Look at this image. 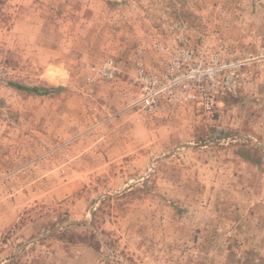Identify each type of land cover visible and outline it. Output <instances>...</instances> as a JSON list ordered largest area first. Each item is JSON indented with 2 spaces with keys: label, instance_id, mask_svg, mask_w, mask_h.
<instances>
[{
  "label": "rangeland",
  "instance_id": "rangeland-1",
  "mask_svg": "<svg viewBox=\"0 0 264 264\" xmlns=\"http://www.w3.org/2000/svg\"><path fill=\"white\" fill-rule=\"evenodd\" d=\"M3 8L0 264H264V0ZM212 33L249 60L239 96L210 114L122 112L156 39ZM108 60L116 75L89 81Z\"/></svg>",
  "mask_w": 264,
  "mask_h": 264
},
{
  "label": "built area",
  "instance_id": "built-area-1",
  "mask_svg": "<svg viewBox=\"0 0 264 264\" xmlns=\"http://www.w3.org/2000/svg\"><path fill=\"white\" fill-rule=\"evenodd\" d=\"M153 51V59L135 58V88L122 108L139 123L152 120L166 107L191 106L213 113L225 106L226 99L239 96L245 86L243 75L249 60L218 33L197 45L176 35L160 37ZM86 68L87 79L93 82L113 78L118 71L113 60Z\"/></svg>",
  "mask_w": 264,
  "mask_h": 264
},
{
  "label": "trees",
  "instance_id": "trees-1",
  "mask_svg": "<svg viewBox=\"0 0 264 264\" xmlns=\"http://www.w3.org/2000/svg\"><path fill=\"white\" fill-rule=\"evenodd\" d=\"M6 1L7 0H0V10L1 11H3V9H4L3 6H4V4H6ZM12 84L19 89H27V90H29L31 92H35V93H38V92L47 93L50 90V88H47V87H38V86L27 87V86H24V85H21L19 83H15V82H12ZM53 89L55 91H57V90H60V87H55Z\"/></svg>",
  "mask_w": 264,
  "mask_h": 264
}]
</instances>
